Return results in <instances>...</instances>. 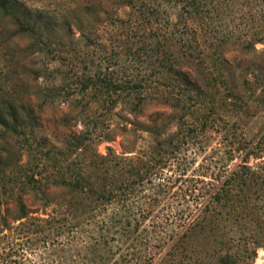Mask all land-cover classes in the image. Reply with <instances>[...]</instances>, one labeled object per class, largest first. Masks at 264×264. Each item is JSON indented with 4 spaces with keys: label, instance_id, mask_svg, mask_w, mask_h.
<instances>
[{
    "label": "rangeland",
    "instance_id": "1",
    "mask_svg": "<svg viewBox=\"0 0 264 264\" xmlns=\"http://www.w3.org/2000/svg\"><path fill=\"white\" fill-rule=\"evenodd\" d=\"M15 1L19 7L16 8L17 12L27 8L33 15L36 9H40L49 13L53 21L60 19L61 15L68 16L74 7L83 8L80 11L82 15L86 13L85 8H88L85 0H77L78 3L71 0ZM114 1L105 0V11L111 15V20L108 21L102 20L104 15L100 6L92 1L94 6L89 9L99 17L101 23L94 25L95 35L90 36V48L80 45L81 48L72 53L65 50L60 57L62 60L59 58L52 62L50 57H43L37 52L45 43L46 36L20 31L13 18L0 12V97L7 98V93L11 92L10 98L14 102L31 99L38 122L36 139L39 141L43 138L45 141L41 140L43 145L40 147L33 143L27 133L18 137L4 134L0 128L1 153L12 166L11 170L5 171L7 176H0V264H17L16 261H19V245L23 244L25 234L21 220L15 219L18 215V199L32 212L31 216H36L37 211H43V201L38 193L23 194L26 169L41 168L43 177L49 181L56 177L55 166L51 160L37 155L32 158L34 149L42 153L47 152L48 148L54 152L62 151L61 158L59 153L56 156V164H61L62 168L69 162L84 164L93 159L105 158L108 166L104 165L103 169H109V175H112L122 169V165L117 164L118 159L143 157V152L149 146L144 143H152L151 135L139 128L135 133L137 143L133 148L130 141L135 138L119 134V127L126 120L148 125L146 119L152 114H158L168 125L170 123L169 127L165 124L170 132L180 130L176 136L180 145L179 153L171 160L169 167L163 169L165 178L160 182L165 185L166 193L149 198L143 193L134 199L138 205L145 202L153 205L149 208L151 215L129 243L124 245L111 242L117 256L118 253L125 256V264H215L217 258L224 255H230L238 264H264V185L260 184V180L243 192L234 191L228 201L211 203L210 213L205 220L188 233L189 224L196 223L192 219L197 213L183 224V219L189 213L200 211L205 203L203 199L207 200L214 192L206 185L203 193H198L202 183L194 181L203 179L204 183H214L212 173L218 170L228 173L240 163L243 154H235L232 162L228 159L229 152L237 146V140L241 136L248 143V148H251L256 146L264 134V101L259 98L264 87V67L261 63L264 57V35L258 34L264 28V0H213L210 5L212 11L217 7V12L212 14L216 29L212 37L228 40L223 50V59L246 108L237 107L232 112L217 113L212 108V102L205 100L203 108L197 105V109H201L198 112L207 117L206 125L202 129L201 119L196 120L199 116L195 113L196 110L186 115L184 110L175 108L171 102L163 105L156 101L161 91L155 90V85L161 89L162 83L158 70H155V76L149 80L150 89L143 93L150 102L145 105L143 117L138 120L130 113L126 114L128 107L124 103L106 114L98 102L91 103L84 109L85 104L90 101V95L80 93L78 86L65 92L60 90V80L68 78L71 81L73 71L88 75L92 71L101 70L102 74L106 72L108 76L121 80L151 73V64L149 65L150 60L147 57V45L151 40L148 34L156 24L153 21L152 24L144 25L135 23L139 19L136 10L121 8ZM146 2L150 5L154 3V6L158 3L165 4L161 0ZM80 4H85V7ZM162 8L169 11L168 7ZM54 25L55 27L50 28L52 31L49 30L51 33L65 35L66 31L59 20ZM74 38L81 40L79 35H74ZM198 44L205 49L204 45L208 41L200 38ZM51 48L55 50L54 45ZM56 50H61V47ZM81 61H85L87 65ZM151 61L157 67L158 60ZM84 66L89 69H84ZM43 67L50 70L45 78L39 73ZM106 67L108 69L104 70ZM69 68H72V72H69ZM42 88L49 91L42 92ZM166 89L170 91V88ZM77 101L80 104L75 108ZM82 109L88 128L81 123L84 118L79 116V112ZM120 114L124 116L123 119H120ZM86 129L95 131V143L87 142L90 145L79 147L76 142H85L81 140V136ZM190 129L195 130L194 134ZM106 134L114 137L106 140ZM129 148L135 150L130 151ZM51 157L53 159L55 156ZM247 165L262 173L264 157L255 159L251 156ZM2 181L5 182L4 188ZM194 186L197 190L191 195H185L186 190H191ZM47 192L59 193L62 189L50 186ZM138 205L135 210H138Z\"/></svg>",
    "mask_w": 264,
    "mask_h": 264
},
{
    "label": "trees",
    "instance_id": "2",
    "mask_svg": "<svg viewBox=\"0 0 264 264\" xmlns=\"http://www.w3.org/2000/svg\"><path fill=\"white\" fill-rule=\"evenodd\" d=\"M92 1L100 6L104 15L102 20H111V15L105 11V0H85L88 7L85 8V14L82 15L80 11L83 8L79 9L80 7L77 6L72 8L68 16L61 15L60 19L56 18L55 21L49 13L40 9H36L32 15V11L23 8L18 11L19 14L16 9L19 7L15 0H0V12L13 18L20 31L33 35L39 34L40 37L46 36L45 43L37 52L43 57H50L52 62L58 60L65 50L72 53L82 45L87 49L91 47L90 36L95 35L94 25L101 23L100 19L98 20L99 17L89 9L94 6ZM146 1L115 0L114 4L117 3V6L121 8L136 10L139 19H136L135 23L144 25L152 24L151 21H153L156 24L148 34L151 40L147 45V52H149L147 57L150 60L148 63L151 64V73L121 80L108 76L106 72L102 74L101 70L92 71L88 75L85 72L78 74L73 71L71 81L68 78L60 80V90L65 92L73 86H78L80 93L90 95V101L85 104L84 109H87L89 104L98 102L106 114H110L117 105L124 103L128 107L126 114L130 113L134 119L138 120L143 117V108L150 102L143 93L150 89L149 80L153 77L155 70H158L162 83H160L161 89L155 85V90H160L162 94L158 95L156 101L163 105L171 102L175 108L184 110L186 115L196 110L195 113L199 115L196 120L199 118L202 121L201 129L206 125L207 117L198 112L201 109H197V105L202 107L205 100L212 102V108L217 113L232 112L237 107L244 108L243 99L223 59V50L228 40L222 41L212 37L213 32L214 35L216 33L212 14L217 12V7L214 11L210 8L213 0H161L165 4L158 3L155 6L154 3L150 5ZM80 5L85 7V4ZM164 6L168 7L169 11H165L162 8ZM57 20L61 22V26L66 31L63 36L51 33L50 28L55 27L54 23ZM258 34L264 35V28ZM74 35L81 36V40L75 39ZM200 38L208 41V44L204 45L205 49L198 44ZM262 42L264 43V39ZM53 45L55 50L51 48ZM59 47L61 50H56ZM66 59L69 60L67 56ZM151 60L154 62L158 60L157 67H154ZM81 63L86 64L85 61ZM261 63L264 67V57ZM83 68L89 69L85 66ZM107 69V67L104 68V70ZM69 72H72V68H69ZM39 73L45 78V74L49 75L50 70L43 67ZM166 87L170 88L169 92ZM37 89L39 93V87ZM43 90L49 91L45 88L41 91ZM261 90L259 98L264 101V87ZM11 95L12 93L9 92L7 98L0 97V128L4 134L18 137L25 136L27 133L33 143L41 147L44 139L40 138L39 141L36 139L38 122L32 100L14 102L10 98ZM78 104L80 101L76 102L75 108ZM82 114H84L83 109L79 112V116H83L81 123L88 128V123H85L86 117ZM120 116V119L124 118L123 115L120 114ZM146 120L148 125L137 121L130 123L126 120L119 127V134L125 137L130 135L133 138L136 137L135 133L141 129L151 135L152 143L151 145L148 142L144 143L149 146L143 152V157L118 159L117 164L122 165V169L115 171L112 175H109L111 173L109 169H103L104 165L108 166L105 158L103 160L93 159L84 164L69 162L62 168L61 164H56L58 162L56 156L59 153L61 158L62 151L54 152L48 148L47 152L42 153L38 149L33 150L32 158L37 155L51 160L50 162L55 166L54 175L56 177L49 181L43 177L41 168L30 169L28 167L26 169L25 187H22L23 194L38 193L40 200L43 201V211L41 213L35 211L37 215L31 216L32 212L28 207L19 199L17 201L18 215L15 219L21 220L23 234H25L23 244L19 245L17 264H110L117 256L111 242L125 245L135 237L142 224L151 215V209H149L151 205L145 201L138 205L134 199L138 197V194L140 196L143 193L147 195L146 198L166 193L165 185L160 182L165 178L163 169L169 167L171 160L178 155L180 147L179 140L176 139L180 130L170 132L167 129L170 123L168 125L166 120L161 119L158 114H152ZM190 131L193 134L195 132L192 129ZM94 135V130L86 129L81 136V140L85 142H76V145L85 148L86 145H90L86 144L87 142H94ZM104 137L109 140L114 136L106 134ZM130 142L134 148L137 140L135 138ZM248 146L245 138L242 139L241 136L237 140V146L229 152L228 159L232 162L235 154H243L238 165L228 173L225 170L212 173L214 183H204L203 179H196L194 183H202L199 189L197 190L194 186L191 190H186L185 195L187 193L191 195L196 190L198 193H203L206 185L214 190L207 200L203 199L205 203L200 211L189 213L188 217L183 219L184 224L197 213L192 219L196 223H190L186 233L205 220L207 214L210 213L211 203L228 201L234 191L243 192L251 184H257L258 180L264 185V170L261 173L257 168L254 169L247 165L251 156L255 159L264 157V134L256 146L251 148ZM133 148L129 150H135ZM51 156L55 157L52 159ZM11 167L0 149V176H7L8 173L5 171L11 170ZM4 183L2 181V188H4ZM50 186L61 188L62 192L48 194L47 190ZM207 192L210 193L209 190ZM137 205L138 210H135ZM46 210L49 212L47 213ZM27 220L29 221L26 222ZM39 251H41L40 254H38ZM111 264H125V256L118 253L117 258ZM215 264L238 263L230 255H224L218 257Z\"/></svg>",
    "mask_w": 264,
    "mask_h": 264
}]
</instances>
